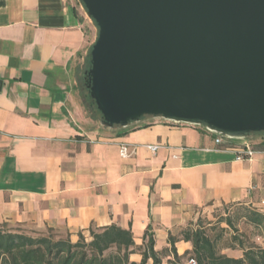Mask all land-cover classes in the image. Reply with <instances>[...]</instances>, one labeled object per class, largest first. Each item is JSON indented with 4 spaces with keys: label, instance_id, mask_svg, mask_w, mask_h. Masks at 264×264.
Instances as JSON below:
<instances>
[{
    "label": "crops",
    "instance_id": "1",
    "mask_svg": "<svg viewBox=\"0 0 264 264\" xmlns=\"http://www.w3.org/2000/svg\"><path fill=\"white\" fill-rule=\"evenodd\" d=\"M88 21L80 0H0V224L72 241L115 224L132 232L135 248L152 234L168 264L169 235L178 255L190 251L179 234L209 207L244 203L264 213V133L217 144L201 124L153 116L107 128L79 111L74 84L94 40ZM244 143L256 153L238 160Z\"/></svg>",
    "mask_w": 264,
    "mask_h": 264
},
{
    "label": "water",
    "instance_id": "2",
    "mask_svg": "<svg viewBox=\"0 0 264 264\" xmlns=\"http://www.w3.org/2000/svg\"><path fill=\"white\" fill-rule=\"evenodd\" d=\"M97 28L100 123L144 116L242 139L264 132V0H80Z\"/></svg>",
    "mask_w": 264,
    "mask_h": 264
},
{
    "label": "trees",
    "instance_id": "3",
    "mask_svg": "<svg viewBox=\"0 0 264 264\" xmlns=\"http://www.w3.org/2000/svg\"><path fill=\"white\" fill-rule=\"evenodd\" d=\"M90 48L91 46L83 60L80 85L86 110L91 118L99 120L101 114L89 97L86 69L90 63ZM243 217L264 232V213L247 206ZM54 231L47 229L45 233L33 236L5 229L0 224V264H148L149 260H152V264H162L160 253L154 250L152 234H146L142 246L135 248L132 232L115 224L97 229L89 228L90 239L79 233L76 241L70 239L69 233L57 236ZM179 235L182 240L190 241L192 249L178 255L174 246L177 236L169 235L172 259L168 264H185L189 259H194L196 264H264V245H247L242 241L235 244L230 241L227 245L220 246L219 235L212 238L208 230L198 226L197 222L189 223ZM224 248L239 249L241 257L226 256L220 252ZM136 249L141 256L139 262L129 258Z\"/></svg>",
    "mask_w": 264,
    "mask_h": 264
},
{
    "label": "rangeland",
    "instance_id": "4",
    "mask_svg": "<svg viewBox=\"0 0 264 264\" xmlns=\"http://www.w3.org/2000/svg\"><path fill=\"white\" fill-rule=\"evenodd\" d=\"M92 22V21H91ZM88 21L85 23L84 27L86 29V35L88 41L95 38L97 33L96 26ZM82 65L79 69V74L77 81L75 82V100L78 106L79 111L85 117L91 119V114L88 113L84 106V101L82 100L81 92V73ZM93 119V118H92ZM91 119V120H92ZM100 120V119H99ZM249 206L247 204H234L230 203L229 205L218 204L213 207H209L204 212L200 213L199 219L196 221L198 226L204 227L208 230L209 235L215 238L216 235H219L218 243L220 246L227 245L230 241L237 244L238 241L245 242L247 245L251 243H257L258 245H264V232L262 229L254 227L245 217H243L245 208ZM5 229H12L20 233H27L33 236H37L40 232L45 233V231L36 232L29 228L22 227H6ZM55 234L64 236L65 233L55 230ZM47 234V233H46ZM54 234V233H53ZM187 264V261L186 263Z\"/></svg>",
    "mask_w": 264,
    "mask_h": 264
},
{
    "label": "built area",
    "instance_id": "5",
    "mask_svg": "<svg viewBox=\"0 0 264 264\" xmlns=\"http://www.w3.org/2000/svg\"><path fill=\"white\" fill-rule=\"evenodd\" d=\"M164 121H166V122L169 121V122H173V123H179V122H175V121H172V120H164ZM183 123H181V124H183ZM210 132L215 133L216 136L214 137L213 141H215V143H217V144H222L225 141H227L228 139H231V137H229V136H225V135L216 133L214 131H210ZM119 146H120V155L122 157H125V156L129 155V152H128L129 145H128V143H125V142L124 143H120ZM146 147L148 149H150L152 152H154V150H156L158 148V145H156V144H154V145H146ZM234 152H235L236 158L238 160L251 159L256 153V151L254 149V146L252 144H250V143L242 144V146H240L238 148H235ZM188 264H196V262H195L194 259H189Z\"/></svg>",
    "mask_w": 264,
    "mask_h": 264
}]
</instances>
